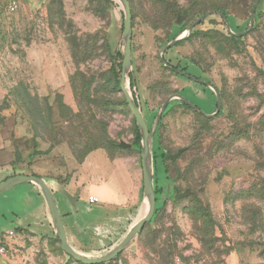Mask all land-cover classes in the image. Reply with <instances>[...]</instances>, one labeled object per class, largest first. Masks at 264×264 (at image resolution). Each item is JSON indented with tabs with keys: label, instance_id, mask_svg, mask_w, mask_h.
I'll list each match as a JSON object with an SVG mask.
<instances>
[{
	"label": "rangeland",
	"instance_id": "obj_1",
	"mask_svg": "<svg viewBox=\"0 0 264 264\" xmlns=\"http://www.w3.org/2000/svg\"><path fill=\"white\" fill-rule=\"evenodd\" d=\"M14 1L8 13L0 0V183L72 173L100 150L137 172L140 213L147 212L141 139L137 146L135 119L112 72L113 57L121 70L125 48L121 2ZM256 1L127 0L126 86L153 131L147 156L162 192L157 213L112 264H264V0L251 26ZM183 68L200 80L182 77ZM33 150L49 152L19 171ZM101 160L88 169L108 170ZM32 188L17 237L21 261L80 264L62 252L33 184L0 192V228L14 227L8 222ZM132 227L119 239L70 246L100 258Z\"/></svg>",
	"mask_w": 264,
	"mask_h": 264
},
{
	"label": "crops",
	"instance_id": "obj_2",
	"mask_svg": "<svg viewBox=\"0 0 264 264\" xmlns=\"http://www.w3.org/2000/svg\"><path fill=\"white\" fill-rule=\"evenodd\" d=\"M98 153L101 154L100 157H97ZM101 156L106 160L108 170L103 171L96 167L88 169L96 163L95 161H100ZM74 170L72 173L59 174L56 178H42L46 184L49 183V188L53 191L69 244L77 249L85 239L100 240L109 236L112 239L121 238V234L127 231L141 214L137 172L132 175L124 161L111 160L100 150L90 152ZM121 175L126 183L119 181ZM114 177H118L117 184L112 182ZM33 189L36 188L28 189L25 196L20 197L21 214H13L15 219L8 222L14 227L0 228L3 233L14 231V236L7 239L9 250L6 256L0 259V264H24L17 253V237L24 226V219L30 216L25 204L32 200L29 193ZM56 194L59 199L55 197ZM90 198L96 202L90 204ZM34 199L39 200V196L35 194ZM40 207L43 210V204ZM93 227H98L97 232L92 231Z\"/></svg>",
	"mask_w": 264,
	"mask_h": 264
},
{
	"label": "water",
	"instance_id": "obj_3",
	"mask_svg": "<svg viewBox=\"0 0 264 264\" xmlns=\"http://www.w3.org/2000/svg\"><path fill=\"white\" fill-rule=\"evenodd\" d=\"M124 8V19L122 25V39L125 41V48L123 54V61L121 65V75L119 80V88L124 95L125 102L135 119L136 126L141 136V157H142V171H143V189L149 194V207L147 212L140 214L139 218L133 224L131 230L127 233L125 238L119 243L117 247H115L112 251L100 258H88L83 255L77 253L68 243L65 230L63 227L62 219L60 212L58 210L53 191L49 188V186L45 183V181L35 175L27 176V175H17L13 178H9L0 183V192L5 189L30 183L35 185L42 193L45 198L47 207L49 209L53 225L57 232V237L60 242V248L62 252L75 260L80 264H112L111 262L120 255L123 251H125L130 243L134 240V238L144 229L145 225L148 224L154 216L155 213V193L152 182V175L150 173L149 161L147 156V150L151 145L153 131L148 129V125L138 107V105L134 102L132 95L129 89L126 86V74L127 70L131 65V37H132V15L129 4L127 0H119ZM260 0H257L252 11L251 15V26L255 19V11L258 6ZM202 17L201 19H203ZM227 28L230 29V25L227 24ZM181 76H184L180 74ZM191 81H196L189 76H184ZM169 101L165 103L163 106L162 112L165 110V107ZM189 104L188 102H186ZM190 105V104H189ZM220 108V102L218 100V109Z\"/></svg>",
	"mask_w": 264,
	"mask_h": 264
},
{
	"label": "trees",
	"instance_id": "obj_4",
	"mask_svg": "<svg viewBox=\"0 0 264 264\" xmlns=\"http://www.w3.org/2000/svg\"><path fill=\"white\" fill-rule=\"evenodd\" d=\"M116 56L119 58L118 54H117ZM115 58H116V57H113V61H114V62H115ZM114 62H113L112 72H113V74H114V77H115L116 80H117V83H119L118 79H120L121 70H120V69H116V68L114 67V66L116 65ZM118 65H119V67H120V64H118ZM172 70L177 71L176 67H172ZM179 74H182V75H184V76H189L190 78H193V79L198 80V81L200 80L198 76H196L195 74L189 72V70H188L187 68H183V69H181V71H179ZM184 76H182V77H184ZM184 78H185V77H184ZM186 93H187V91H184V90L182 91V93H180V96H181L183 99H185V100H187V99H186V96H185ZM187 101H188V100H187ZM134 102L136 103L135 100H134ZM136 134H137V136H136V145L139 146L141 136H140V133H139V131H138L137 126H136ZM48 152H49V150H47V151H45V152L38 151V150H33L32 154L29 156V160L23 162V163H22V164H23V165H22L23 167H22L21 169H18V170H19V171H24V170H26L27 167H29L30 164H31V159H33V158H35V157H37V156H43V155H46V154H48ZM86 156H87V155H86ZM86 156H85V157H86ZM85 157H84V158H85ZM84 158L80 159V160H79V163H81V162L84 160ZM18 163H20V159H19V157H18ZM16 166H17V165H14L15 168H16ZM153 180H154V181H153V187H154L155 201H156V207H155V214H156L157 211H158V207H157V205H158V202L160 201V196H161L162 189H161V185H160V183H159L157 180H155V179H153Z\"/></svg>",
	"mask_w": 264,
	"mask_h": 264
},
{
	"label": "built area",
	"instance_id": "obj_5",
	"mask_svg": "<svg viewBox=\"0 0 264 264\" xmlns=\"http://www.w3.org/2000/svg\"><path fill=\"white\" fill-rule=\"evenodd\" d=\"M6 11L8 13H12L14 12L15 8H16V3L14 0H6ZM96 200L90 198L89 199V203H95ZM14 236V231H8V232H0V259H2L3 257L6 256V254L8 253L9 250V246L7 243V239L11 238ZM175 264H182L180 262H176Z\"/></svg>",
	"mask_w": 264,
	"mask_h": 264
},
{
	"label": "bare ground",
	"instance_id": "obj_6",
	"mask_svg": "<svg viewBox=\"0 0 264 264\" xmlns=\"http://www.w3.org/2000/svg\"><path fill=\"white\" fill-rule=\"evenodd\" d=\"M148 151V150H147Z\"/></svg>",
	"mask_w": 264,
	"mask_h": 264
}]
</instances>
